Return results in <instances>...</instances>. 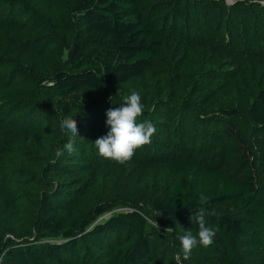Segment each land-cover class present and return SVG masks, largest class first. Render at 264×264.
<instances>
[{
  "label": "trees",
  "instance_id": "16d2710c",
  "mask_svg": "<svg viewBox=\"0 0 264 264\" xmlns=\"http://www.w3.org/2000/svg\"><path fill=\"white\" fill-rule=\"evenodd\" d=\"M245 1L0 0V264H264V65L215 57L264 24ZM133 90L156 132L119 164L94 142Z\"/></svg>",
  "mask_w": 264,
  "mask_h": 264
},
{
  "label": "clouds",
  "instance_id": "9594fccd",
  "mask_svg": "<svg viewBox=\"0 0 264 264\" xmlns=\"http://www.w3.org/2000/svg\"><path fill=\"white\" fill-rule=\"evenodd\" d=\"M123 103L120 107L109 108L106 112V124L110 126V131L105 136L98 137L94 144L99 154L107 159H111L119 164H124L134 156L136 150L152 142L156 132L154 124L150 120L138 122V117L143 115L144 105L141 102L139 92L133 90L130 95L122 97ZM60 127L71 134L69 141L63 146V149L57 148L56 157L63 155L64 150L69 154L75 151L74 141L78 135L76 120L71 116L62 119ZM208 202V197L201 193L199 195V204L201 207L189 217L192 223L198 225L197 235L188 232L178 237L184 259H188L194 248L197 246L209 247L214 243L216 232L212 227L207 226L206 214L214 215L207 212L203 207ZM154 227L159 230L156 221ZM165 233H172L173 228L164 229Z\"/></svg>",
  "mask_w": 264,
  "mask_h": 264
},
{
  "label": "rangeland",
  "instance_id": "374dc122",
  "mask_svg": "<svg viewBox=\"0 0 264 264\" xmlns=\"http://www.w3.org/2000/svg\"><path fill=\"white\" fill-rule=\"evenodd\" d=\"M199 2L201 0H198ZM226 6H231L237 0H223ZM250 1L246 0L245 2ZM195 2V0H189V3ZM258 3L264 5V0H259ZM40 12V11H39ZM252 12V11H251ZM250 12V13H251ZM199 14V12H198ZM201 14V13H200ZM216 12L214 17L208 16L206 23L213 24L216 19ZM193 22V21H192ZM263 23V22H262ZM254 19L238 22V26H241L242 32L240 38L235 42V45L230 53H221L216 55L218 59L229 60L230 56H236L240 62H245L251 69L257 65H264V24L257 25V30L253 27ZM228 37V36H227ZM189 42L188 40H185ZM213 54V53H212ZM256 67V68H257ZM227 85L223 87L218 95L219 99H227V97L235 96V87L229 80L226 81Z\"/></svg>",
  "mask_w": 264,
  "mask_h": 264
}]
</instances>
